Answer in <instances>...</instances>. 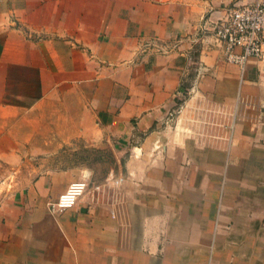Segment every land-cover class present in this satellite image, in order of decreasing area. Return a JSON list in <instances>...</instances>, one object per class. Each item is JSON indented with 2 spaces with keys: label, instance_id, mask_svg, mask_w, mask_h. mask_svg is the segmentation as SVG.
I'll return each instance as SVG.
<instances>
[{
  "label": "crops",
  "instance_id": "0c3cea01",
  "mask_svg": "<svg viewBox=\"0 0 264 264\" xmlns=\"http://www.w3.org/2000/svg\"><path fill=\"white\" fill-rule=\"evenodd\" d=\"M234 1L0 0V264H264V55L211 31ZM74 140L104 174L8 175Z\"/></svg>",
  "mask_w": 264,
  "mask_h": 264
},
{
  "label": "built area",
  "instance_id": "2783aa9c",
  "mask_svg": "<svg viewBox=\"0 0 264 264\" xmlns=\"http://www.w3.org/2000/svg\"><path fill=\"white\" fill-rule=\"evenodd\" d=\"M211 31L222 44L226 60L241 70L250 58L264 55V0H235ZM85 180L71 182L52 203L57 208L74 205L86 188Z\"/></svg>",
  "mask_w": 264,
  "mask_h": 264
},
{
  "label": "rangeland",
  "instance_id": "374dc122",
  "mask_svg": "<svg viewBox=\"0 0 264 264\" xmlns=\"http://www.w3.org/2000/svg\"><path fill=\"white\" fill-rule=\"evenodd\" d=\"M31 145H33L31 142H26L23 149L18 152L21 157L20 162L16 165L8 163L6 166L8 175H12L13 180L17 183H27L33 177L51 169H65L80 165L98 169L97 175H101L106 172L108 164L111 162L109 150L98 151L93 146H83L81 142L75 140L61 144L39 142V146L58 147L50 150H29L28 147ZM121 170L124 173L125 168H121ZM217 238L221 239L222 235H218Z\"/></svg>",
  "mask_w": 264,
  "mask_h": 264
}]
</instances>
